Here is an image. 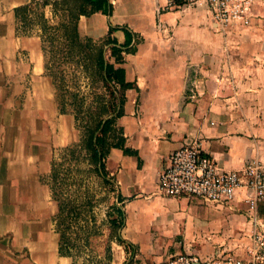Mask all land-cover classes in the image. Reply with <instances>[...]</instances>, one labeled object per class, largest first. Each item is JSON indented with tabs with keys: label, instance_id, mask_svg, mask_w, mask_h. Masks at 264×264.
I'll use <instances>...</instances> for the list:
<instances>
[{
	"label": "crops",
	"instance_id": "0c3cea01",
	"mask_svg": "<svg viewBox=\"0 0 264 264\" xmlns=\"http://www.w3.org/2000/svg\"><path fill=\"white\" fill-rule=\"evenodd\" d=\"M31 1L0 0V264H17L6 258V234L28 253L22 264H75L71 248L60 252L58 205L41 179L51 170L56 105L38 31L22 30L16 16ZM109 1L108 13L81 14L79 26L96 36L117 24L119 42L126 31L130 41L133 31L143 39L118 64L138 89L127 92L118 118L125 143L111 148L105 166L122 211L118 235L130 245L113 241L106 264H159L216 248L243 254L253 225L242 188L215 203L162 194L157 178L169 153L194 139L224 168H264V1L252 2L247 22L224 29L205 5ZM257 216L264 232V199Z\"/></svg>",
	"mask_w": 264,
	"mask_h": 264
},
{
	"label": "rangeland",
	"instance_id": "374dc122",
	"mask_svg": "<svg viewBox=\"0 0 264 264\" xmlns=\"http://www.w3.org/2000/svg\"><path fill=\"white\" fill-rule=\"evenodd\" d=\"M91 13H85V15ZM80 16L76 26L80 39L77 42L69 41L68 43H64V37L73 31L69 29L68 20L71 21V19L70 17L66 19L62 0H48V3L37 7L32 4L26 10L24 21L21 22L22 30L38 31L42 42L44 73L51 79L52 73L58 75V82L60 76L63 78L66 101L64 111L58 109L56 88L52 79L56 105L52 161L61 171L60 174L67 175L70 169L63 162L61 148L78 141L90 131L93 132L94 139L98 136L102 140L96 147L104 153L105 161L108 152L115 147V144L125 143L124 127L118 121L120 115L116 116L121 106L120 97L124 95L126 101L127 92L135 94L138 88L135 80H130L129 87L107 80L97 57L102 52L104 63L113 62L114 67L122 71L118 64L126 61V54L134 52L137 44L143 39L137 31H133V40L127 43V38H124L119 42L115 35L116 30L112 29L117 24L108 25L107 30L99 35H90L79 26ZM113 38L116 39L115 42ZM114 43H117L115 46L120 48L119 50L112 51L110 46ZM135 112L138 113V110L135 109ZM78 155V165L81 170L71 171L72 176H67V186H63V192L72 197L74 203L85 201L81 206L86 210L77 220L71 212H67L68 215L65 216L61 227L65 238L73 243L70 248L75 264H106L110 257L112 242L117 240L116 235L122 226L119 224L120 218L115 207L116 180L113 175L108 174L109 181L104 182L92 170H89L92 164L83 158L86 157L84 149H81ZM41 179L49 184V173L42 175ZM54 227L56 228V225ZM5 236L9 247L6 258L17 264H22V260L27 262L28 253L25 250H16L12 244V236L9 234Z\"/></svg>",
	"mask_w": 264,
	"mask_h": 264
},
{
	"label": "built area",
	"instance_id": "2783aa9c",
	"mask_svg": "<svg viewBox=\"0 0 264 264\" xmlns=\"http://www.w3.org/2000/svg\"><path fill=\"white\" fill-rule=\"evenodd\" d=\"M254 0H165V8L180 4L205 5L213 21L224 29L248 21ZM158 191L165 195H190L204 201L228 202L243 189L250 210L252 230L243 254L227 248H216L201 255L177 252L159 264H264V232L256 230L257 208L264 199V168L251 162L241 168H224L205 153L197 140L185 142L172 150L157 178Z\"/></svg>",
	"mask_w": 264,
	"mask_h": 264
},
{
	"label": "trees",
	"instance_id": "16d2710c",
	"mask_svg": "<svg viewBox=\"0 0 264 264\" xmlns=\"http://www.w3.org/2000/svg\"><path fill=\"white\" fill-rule=\"evenodd\" d=\"M41 1V0H40ZM39 0H34L20 5L16 7V16L19 21L23 22L25 19L26 15V10H28L29 7H31L32 4H35L37 7L38 5H43L48 3V0H42L40 2ZM62 3L65 7V15L66 19L68 20L69 17L71 21L68 20V23L70 26L69 29L73 32H69L66 34V37H64V43L73 41L77 42L79 38L78 33L76 31V26H77V19L81 14L85 13H91V12H102V13H108L111 9V3L109 0H62ZM38 10V9H37ZM40 16L42 17L41 13L39 12ZM111 26V25H110ZM116 27H113L112 29L115 30ZM71 33V34H70ZM126 37H127V43L130 42L131 38V33L129 31H126ZM115 42V38H113ZM45 42V41H44ZM44 47V46H43ZM110 48L113 50H119L120 48L116 47L115 44H112ZM133 49V48H132ZM97 61L101 68L105 71V76L107 80H113L119 84H122L125 87H129L131 85V82L126 80L124 77L123 72L120 70H117L114 67L113 62L107 61L104 63V56L102 52L99 53L97 57ZM53 82L55 84L56 88V99L58 100V109L59 111H64L65 110V98H64V91H63V78L60 76L59 82L57 81V77H59L56 74H51ZM125 101L124 95L120 97V110L116 114V116H119L123 114V104ZM115 117V116H114ZM100 123V121H99ZM98 123V124H99ZM107 123V121H106ZM102 140L97 136L96 139H94V134L92 131L90 133L85 134L82 138H79L78 141L73 142L72 144L66 145L61 148L62 151V156L63 162L67 164V168H69L70 172L67 175L66 173L60 174L61 171L55 166V163L52 161L51 163V170L49 173L50 181L49 186L52 192L53 198L57 201L58 205V211L55 214V225H56V230L59 231L60 233V252L61 253H67L68 248H70V245L73 243L69 242L65 238V233L63 231V228L61 225L64 222L65 216H67V212H71L73 214V217L77 220L79 217L81 218L82 212L85 211L81 205L85 201H80V203H74L72 200V197L69 195H66L63 192V186H67V176H72L71 171L73 169H76L77 171L81 170V168L78 165L79 162V155L78 153L81 151V149H84L86 152V157H83L88 163L92 164L89 170H92L96 176L100 177L101 180L104 182L109 181L108 177V171L105 166V157L104 153L100 150L97 149L96 145L99 144ZM115 146H120L118 143L115 144ZM124 151L126 153H131L133 152L132 149L129 148H124ZM69 194V193H68ZM81 215V216H80ZM64 216V217H63ZM118 216L120 218L119 224H122V211H118ZM71 217V216H70ZM117 240L124 243L125 245H130L125 239L121 238L118 234L116 235ZM71 245V246H72ZM63 248H66V250H63Z\"/></svg>",
	"mask_w": 264,
	"mask_h": 264
}]
</instances>
